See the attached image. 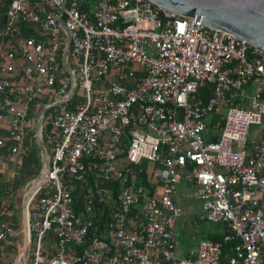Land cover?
Masks as SVG:
<instances>
[{
	"label": "built area",
	"instance_id": "1",
	"mask_svg": "<svg viewBox=\"0 0 264 264\" xmlns=\"http://www.w3.org/2000/svg\"><path fill=\"white\" fill-rule=\"evenodd\" d=\"M1 19L0 179L41 113L45 158L0 258L21 233L11 264H220L207 238L176 252L181 184L226 225L225 264H264V49L148 0H9Z\"/></svg>",
	"mask_w": 264,
	"mask_h": 264
},
{
	"label": "water",
	"instance_id": "2",
	"mask_svg": "<svg viewBox=\"0 0 264 264\" xmlns=\"http://www.w3.org/2000/svg\"><path fill=\"white\" fill-rule=\"evenodd\" d=\"M154 5L177 12L209 28L237 37L264 49V0H148ZM65 0H62L64 4ZM42 113L34 125V141L40 165L45 151L38 135ZM24 204V203H23ZM23 204L21 210H23Z\"/></svg>",
	"mask_w": 264,
	"mask_h": 264
},
{
	"label": "trees",
	"instance_id": "3",
	"mask_svg": "<svg viewBox=\"0 0 264 264\" xmlns=\"http://www.w3.org/2000/svg\"><path fill=\"white\" fill-rule=\"evenodd\" d=\"M9 0H0V22L2 21V11ZM2 132V131H0ZM43 144L46 147L43 139ZM25 155L22 158L21 164L18 168L16 175L8 180L0 179V201L3 200V206L0 209L12 210V213L8 217L0 216V219H5L11 222L15 227H18L20 219L16 218L14 212L17 205H20V199L22 196V187L24 183L34 177L40 168V155L39 150L34 141V126L27 131L25 137ZM145 178L144 173L138 177L139 182H143ZM202 223V221H198ZM212 228L207 231H201V238H207L213 242H218L220 251V264L227 263V259L232 256L233 241H223L222 237L228 232L224 223H210ZM7 248H9L7 246ZM16 251V249H15ZM11 260L4 261V258H0V264H11Z\"/></svg>",
	"mask_w": 264,
	"mask_h": 264
},
{
	"label": "rangeland",
	"instance_id": "4",
	"mask_svg": "<svg viewBox=\"0 0 264 264\" xmlns=\"http://www.w3.org/2000/svg\"><path fill=\"white\" fill-rule=\"evenodd\" d=\"M36 122V120H35ZM34 122V123H35ZM34 125H32L33 127ZM259 131V127L256 126V125H250L249 128H248V133H247V138H255L256 135H257V132ZM183 192H186V193H189V195L187 197H191L190 199L194 202L192 203L191 206H188V207H185L187 213L185 215H187L188 217H192L193 213L198 209V205H197V201L196 199L193 198V191L190 189L189 191L191 192H188L187 189H182V185H179L178 186V192L179 191H182ZM13 211V209H12ZM14 215L16 218L20 219V224H19V227L17 230H19L20 227H22V223H21V199H20V205H17L16 207V210L14 212ZM183 218L180 219V221L177 223L176 225V228H178V230L180 231L181 233V237L183 236L184 238H181V239H188L185 238L186 236H189L192 235V237L195 238V240H198L200 235L202 234L201 231H207L209 229L212 228L211 224L208 223V222H202V223H199V222H192L191 220H189V218H186V220H182ZM22 234L18 233L17 235V243H16V247H17V250H18V247H20L21 243H20V236ZM194 240V241H195ZM193 239H191V237L187 240V243H189L190 245L193 244ZM17 250L14 251V252H10V253H7L6 256L4 257V261L6 260H11L13 261V259L15 258L16 256V253H17ZM176 252L179 254V255H182L183 252L182 250L179 248V246L176 247ZM184 255V254H183ZM12 263V262H11Z\"/></svg>",
	"mask_w": 264,
	"mask_h": 264
},
{
	"label": "crops",
	"instance_id": "5",
	"mask_svg": "<svg viewBox=\"0 0 264 264\" xmlns=\"http://www.w3.org/2000/svg\"><path fill=\"white\" fill-rule=\"evenodd\" d=\"M180 185H181V184H180ZM182 189H187V191L190 192V191H189L190 189L184 187L183 185H182ZM190 193H191V192H190ZM188 195H189V193L183 192V190L178 192V187H177L176 192H175V194H174V202H175V204H176V205L180 208V210H181V218H183L182 220H184V219L186 220V218H189V220H191L192 222H198V221H201V220H199L198 217H197V215H198V211H199V201H198V199H197L194 195H193V198L196 199V201H197L198 209L193 213L191 219H190V217H188L187 215H185V214L187 213L185 207L191 206L192 203H194V202L190 199V198H191L190 196L187 197ZM181 218H180V219H181ZM180 219H179V221H180ZM179 221L176 222L175 227H176V225H177V223H178ZM202 222H204V221H202ZM18 226H19V224H18ZM176 229L178 230V228H176ZM178 232H179V237L177 238V241H176V247L179 246V248L182 250L183 254L185 255V254H187V252H188L189 250L194 249L197 240H195V238L192 237V235H190V234H189V236H186L185 238L188 237V239H189V238L191 237V239H193V241L195 240L194 242L192 241L193 244L190 245L189 243H187V240H188V239H181V238H184V237H183V236L181 237V233H180L179 230H178ZM199 238H201V237H199ZM17 240H18V239H17ZM15 249L17 250L16 246H15ZM13 252H14V251H13ZM177 254H178V253H177ZM183 254H182V255H183ZM178 255H179V254H178Z\"/></svg>",
	"mask_w": 264,
	"mask_h": 264
}]
</instances>
